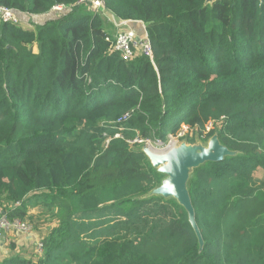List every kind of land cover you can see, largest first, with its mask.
<instances>
[{
    "label": "trees",
    "instance_id": "trees-1",
    "mask_svg": "<svg viewBox=\"0 0 264 264\" xmlns=\"http://www.w3.org/2000/svg\"><path fill=\"white\" fill-rule=\"evenodd\" d=\"M0 7L65 9L35 31L0 19V209L27 220L40 206L52 224L39 258L1 264H264V0ZM110 15L144 25L156 68L109 52ZM132 110L125 140L213 121L207 139L234 153L190 171L202 247L184 208L153 194L165 175L112 138Z\"/></svg>",
    "mask_w": 264,
    "mask_h": 264
},
{
    "label": "built area",
    "instance_id": "built-area-1",
    "mask_svg": "<svg viewBox=\"0 0 264 264\" xmlns=\"http://www.w3.org/2000/svg\"><path fill=\"white\" fill-rule=\"evenodd\" d=\"M80 3L86 4L93 10H99L103 8L105 0H79ZM61 7H55L60 9ZM0 19L4 23H10L18 26L19 20L16 15L9 9L0 7ZM124 29L121 30L114 40L106 38L105 40L110 44L109 52L117 53L121 56L123 61H132L139 57L147 58L151 64H154V53L149 43L146 33L144 35H137L133 30L129 28L127 22L121 23ZM156 68V67H155ZM133 110L123 114L115 122L120 127H117V133L112 137L113 139H124L121 132L123 130V124L126 123L132 116ZM214 122L209 121L204 125L202 129L190 127L185 123H182L177 132L169 133L166 137V141L156 140L152 138H144L136 135L132 139H124L130 146L144 147L157 155H165L172 149L179 147L182 143H187L186 139H196L204 143L208 138V134L213 130ZM112 138L106 139V146L109 144ZM33 233V225L28 221L9 219L4 212L0 209V241H2L6 235H23L29 237ZM43 245L41 239L35 241V251L37 256L42 255Z\"/></svg>",
    "mask_w": 264,
    "mask_h": 264
},
{
    "label": "water",
    "instance_id": "water-1",
    "mask_svg": "<svg viewBox=\"0 0 264 264\" xmlns=\"http://www.w3.org/2000/svg\"><path fill=\"white\" fill-rule=\"evenodd\" d=\"M210 1L207 0V2ZM142 152L151 166L157 169L158 173L166 176L153 194L163 198H173L184 208L188 223L194 231L199 246L202 247L203 240L195 222L194 209L186 186L190 171L207 162H221L224 158L233 156L234 153L222 146L216 135L209 139L206 147L188 146L182 143L165 155L154 154L145 148Z\"/></svg>",
    "mask_w": 264,
    "mask_h": 264
},
{
    "label": "rangeland",
    "instance_id": "rangeland-1",
    "mask_svg": "<svg viewBox=\"0 0 264 264\" xmlns=\"http://www.w3.org/2000/svg\"><path fill=\"white\" fill-rule=\"evenodd\" d=\"M102 11L103 10H100L99 12H102ZM109 19L111 18H108V21L110 22L112 19L111 20ZM111 25L113 26L112 22H111ZM109 29H110V32L112 33V30L110 27ZM115 34L116 33L114 31L112 35L116 37L117 35ZM209 139H206L204 143H202L199 140V138H196V139H191L193 140L192 142L184 143V144L188 146L206 147L209 142ZM141 148L142 150L144 149L143 146ZM165 179H166V176L164 180ZM34 208L35 209L32 212L33 214L31 215L30 221L33 223V226H34L33 234L36 235L37 232L39 231L41 232V230H47L46 228H49V226H51L52 224L50 223V219L47 213L44 210H42L40 206L34 207ZM37 236L40 237L39 235ZM17 255L25 259H29V258L33 259L37 257L32 239L27 240L25 236L23 235L19 236L16 234L5 236V238L2 241H0V264L3 261L7 260L8 258L16 257Z\"/></svg>",
    "mask_w": 264,
    "mask_h": 264
},
{
    "label": "crops",
    "instance_id": "crops-1",
    "mask_svg": "<svg viewBox=\"0 0 264 264\" xmlns=\"http://www.w3.org/2000/svg\"><path fill=\"white\" fill-rule=\"evenodd\" d=\"M63 10H65V9H63V8L55 9L54 8L49 13H46V14H43V15H28V14L17 13L16 12V17L19 20V26H20L21 29L28 30V31H35V29H36L37 26H41V25L45 24L46 22H48L49 20L58 18L60 12L63 11ZM110 18L112 20L109 19V20H111L109 22V24H111V22L113 24V26L110 25V28L112 30V33L115 31V33H116L115 35H117L121 30L124 29V26L121 25V23H123V21L117 20L114 17H112L111 15H110ZM127 25L136 34H138V35L144 34L145 27H144L143 24H141L139 22H131V23L127 22ZM113 39H115V36H113ZM33 51L35 53L36 52V48H34ZM34 209L35 208H32L30 210V213H29L30 215L33 214L32 212H33ZM28 220L30 221V219H28ZM51 226H49V227H51ZM46 229L47 230H41V232L40 231L37 232L36 235L35 234H32L31 236L26 237V239L27 240L32 239L33 243L35 244L36 238L42 239V238H44L48 234L50 228H46ZM37 235H39L40 237H38ZM19 236H21V235H19Z\"/></svg>",
    "mask_w": 264,
    "mask_h": 264
},
{
    "label": "bare ground",
    "instance_id": "bare-ground-1",
    "mask_svg": "<svg viewBox=\"0 0 264 264\" xmlns=\"http://www.w3.org/2000/svg\"><path fill=\"white\" fill-rule=\"evenodd\" d=\"M103 8H104V6H103ZM103 8H101V9H103ZM101 9H99V10H97V11H100ZM11 11H12V10H11ZM95 11H96V10H95ZM12 12L15 14L14 11H12ZM15 15H16V14H15ZM137 35H138V34H137ZM153 139H155V138H153ZM156 140H158V139H156ZM18 220H19V219H18ZM23 221H28L29 223H31V224L33 225V223H32L31 221H29L28 219H27V220H23ZM33 232H34V226H33ZM32 234H33V233H32ZM32 234H31V235H32ZM31 235H30V236H31ZM6 236H7V235H6ZM37 239H39V238H36V240H37ZM36 240H35V241H36ZM41 242H42V239H41ZM42 245H43V243H42ZM34 247H35V244H34ZM35 253H36V251H35ZM36 255H37V254H36ZM36 258H39V256H37Z\"/></svg>",
    "mask_w": 264,
    "mask_h": 264
}]
</instances>
